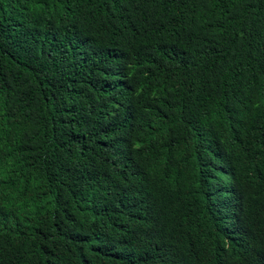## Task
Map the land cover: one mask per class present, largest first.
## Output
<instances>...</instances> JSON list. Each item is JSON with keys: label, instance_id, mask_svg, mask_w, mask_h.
<instances>
[{"label": "trees", "instance_id": "16d2710c", "mask_svg": "<svg viewBox=\"0 0 264 264\" xmlns=\"http://www.w3.org/2000/svg\"><path fill=\"white\" fill-rule=\"evenodd\" d=\"M0 264H264V0H0Z\"/></svg>", "mask_w": 264, "mask_h": 264}, {"label": "clouds", "instance_id": "9594fccd", "mask_svg": "<svg viewBox=\"0 0 264 264\" xmlns=\"http://www.w3.org/2000/svg\"><path fill=\"white\" fill-rule=\"evenodd\" d=\"M221 157L226 158L227 153L221 155ZM234 178H237V174L233 167L229 165L221 167V165H219L207 179L199 178L197 180V185L204 190L209 199L215 200L233 193L232 190L228 191V187Z\"/></svg>", "mask_w": 264, "mask_h": 264}]
</instances>
